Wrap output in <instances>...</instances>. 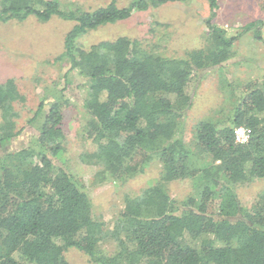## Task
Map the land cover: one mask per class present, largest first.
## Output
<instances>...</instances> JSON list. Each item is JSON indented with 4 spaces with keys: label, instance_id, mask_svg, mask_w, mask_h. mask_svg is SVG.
<instances>
[{
    "label": "trees",
    "instance_id": "16d2710c",
    "mask_svg": "<svg viewBox=\"0 0 264 264\" xmlns=\"http://www.w3.org/2000/svg\"><path fill=\"white\" fill-rule=\"evenodd\" d=\"M187 1L129 0L119 5L110 0L83 10L66 8L61 0H0V23L29 16L74 22L55 59L68 66L65 82L71 71L87 79L83 131L93 146L82 152L83 162L120 181L142 173L153 159L161 164L158 180L126 195L112 227L104 229L87 189L62 165L67 143L63 91L47 93L52 100L43 97L26 120L38 122L29 146L4 149L22 132L15 104L24 103L25 96L12 79L0 82V264H69L63 256L67 247L95 264H264V192L247 209L234 189L264 178V71L254 87L235 94V106L223 121H200L192 142L182 138L192 77L227 63L244 30L252 29L264 43L261 22L251 21L228 36L214 21L217 0H205V46L180 57L127 36L87 47L77 42L135 12ZM238 126L249 130L245 143L234 139ZM183 179L196 181L197 195L171 197L167 183ZM107 234L114 243L110 254L97 247Z\"/></svg>",
    "mask_w": 264,
    "mask_h": 264
},
{
    "label": "rangeland",
    "instance_id": "374dc122",
    "mask_svg": "<svg viewBox=\"0 0 264 264\" xmlns=\"http://www.w3.org/2000/svg\"><path fill=\"white\" fill-rule=\"evenodd\" d=\"M109 1L61 0V3L70 9L79 6L83 10H92ZM117 1L119 5H125L129 0ZM217 3L214 21L228 36L238 34L243 26L256 20L261 22V36L264 38V0H217ZM207 16L205 0L165 3L135 12L128 19L104 24L80 36L77 42L87 47L99 41L127 36L142 40L153 51L180 57L186 50L205 46ZM73 24V21L57 16L45 22L29 16L21 22L10 19L0 23V82L12 79L18 91L25 96L24 103L15 104V109L20 112L17 126L23 128L22 132L4 149H18L31 144L38 134V122L28 124L26 120L33 116L43 97L52 100L53 90L61 89L62 127L67 138L62 165L85 186L97 219L103 222L104 229H109L119 215L125 196L136 195L156 182L160 177L161 164L153 159L142 173L120 181L109 173L100 174L96 166L83 162L82 152L93 146L83 131L88 118L82 106L87 79L71 71L68 82H65L63 76L68 66L55 59L62 52L64 36ZM254 36L252 29L242 31L233 43V54L227 63L201 70L192 77V101L182 120L185 142H192L195 127L200 121H223L235 106V94L238 96L240 90L254 87L261 78L264 43ZM49 92L52 93L47 94ZM3 151L0 148V154ZM166 187L168 194L178 200L196 196L199 189L192 179L170 181ZM234 189L241 204L249 209L264 192V178L237 184ZM97 247L110 254L114 243L108 235L99 241ZM63 256L69 264H95L75 247H67Z\"/></svg>",
    "mask_w": 264,
    "mask_h": 264
},
{
    "label": "built area",
    "instance_id": "2783aa9c",
    "mask_svg": "<svg viewBox=\"0 0 264 264\" xmlns=\"http://www.w3.org/2000/svg\"><path fill=\"white\" fill-rule=\"evenodd\" d=\"M234 139L237 143H245L249 139V130L245 126H238L234 131Z\"/></svg>",
    "mask_w": 264,
    "mask_h": 264
}]
</instances>
